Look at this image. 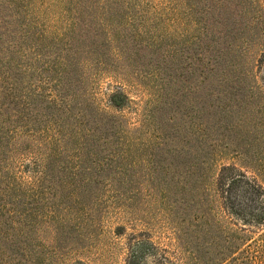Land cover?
Wrapping results in <instances>:
<instances>
[{"label":"trees","instance_id":"16d2710c","mask_svg":"<svg viewBox=\"0 0 264 264\" xmlns=\"http://www.w3.org/2000/svg\"><path fill=\"white\" fill-rule=\"evenodd\" d=\"M135 1L0 0V264H264V0H209L181 44ZM140 177L175 246L135 230Z\"/></svg>","mask_w":264,"mask_h":264},{"label":"rangeland","instance_id":"374dc122","mask_svg":"<svg viewBox=\"0 0 264 264\" xmlns=\"http://www.w3.org/2000/svg\"><path fill=\"white\" fill-rule=\"evenodd\" d=\"M135 3L139 4L140 8L152 12L153 8H156L158 17L160 18L159 25L164 29L160 30V33L171 36L176 42L181 44L182 42L191 43L192 40L198 38L205 39V36H209V30H203L204 26L213 23V19L206 14L207 7L209 6V0H190L187 6L183 5L181 0H136ZM151 17V15L149 16ZM60 22L59 20H55ZM198 22H202L201 25ZM197 23V25H196ZM188 48V53L192 54L191 48ZM186 48V49H187ZM185 49V50H186ZM257 82L262 92L264 93V56L260 58L258 69L256 70ZM115 84V83H114ZM114 90V89H113ZM206 90L200 88L195 97L203 98ZM199 107H205V104L200 103ZM263 111L264 107L261 108ZM203 112H200L202 115ZM264 113L261 112L254 114L250 120L252 126L250 128L258 137H264ZM222 161L220 163H225ZM215 169L212 172V176L215 175ZM262 176L258 180H262ZM132 180L135 177L131 178ZM147 178L140 177L139 181L142 184L140 189V201L131 203L130 218L133 220L135 230L139 232H149L151 240L159 245L169 243L171 246H175L177 242L174 240V233L178 229V217H181V213L176 210L173 204V198L165 199L162 202V198L157 197L155 201L148 197V192L145 191V180ZM130 231H128L129 233ZM109 242H104L105 246L99 250H92L73 258L76 262L83 264H123L124 253L120 249L109 247ZM112 248V250H108Z\"/></svg>","mask_w":264,"mask_h":264}]
</instances>
